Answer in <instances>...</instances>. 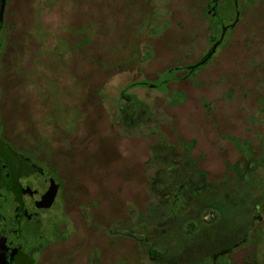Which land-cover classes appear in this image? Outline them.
<instances>
[{"label": "rangeland", "instance_id": "obj_1", "mask_svg": "<svg viewBox=\"0 0 264 264\" xmlns=\"http://www.w3.org/2000/svg\"><path fill=\"white\" fill-rule=\"evenodd\" d=\"M11 5L5 30L10 38H0L8 42L0 111L16 140L24 143L28 136L31 147L49 151L58 165L61 190L58 198L57 191L46 198L51 208L43 215L53 217L54 225L70 218L68 225L77 226L60 234L68 240L63 246L71 247L64 264H156L148 254L152 247L174 264L210 258V252H191L220 222L205 223L215 211L207 203L219 197L208 187L185 199L183 213L169 223L173 228L162 232L168 237L175 231L172 243L146 248L122 223H129L131 208L144 211L147 189L163 195L175 188L160 171L145 167L148 145L157 140L172 143L174 153L191 150L206 181L234 177V165L250 160L264 178V111L258 112L264 109V0L243 10L227 31L228 17H215L222 34L218 38L217 28L213 38L220 45L213 44L206 62L212 43L206 0ZM198 63L203 64L187 71ZM127 95H134L132 106L122 99ZM242 225L238 238L249 241L229 255L232 264H264V223L255 230ZM45 228L50 229L47 221Z\"/></svg>", "mask_w": 264, "mask_h": 264}, {"label": "flooded vegetation", "instance_id": "obj_2", "mask_svg": "<svg viewBox=\"0 0 264 264\" xmlns=\"http://www.w3.org/2000/svg\"><path fill=\"white\" fill-rule=\"evenodd\" d=\"M12 1L13 0H0V38H6L8 41L10 34H7L5 30L7 25H9L8 16L10 11H12ZM240 1L241 0H206L207 8H205V14L209 17V28L211 29L209 38H211L210 40H212V43L205 51V60L203 61L206 62L208 57L216 50V45L211 49L213 44L217 43V40L213 39L215 30L220 28L217 34L218 38L221 36L220 34H222L221 25L215 20V17H218L219 13L228 17L224 21L226 27L223 25V29L226 28L227 31L228 27L237 26L242 18V11L255 5L256 0H248V2L246 0ZM236 6L240 7L238 12L239 17L238 20L233 23L237 19L238 7ZM219 7H221L220 11ZM207 12L209 14H207ZM227 20L230 22H226ZM217 44L220 45V43ZM7 45L8 42L5 44L0 42V87L2 85V62ZM259 108L258 112L264 111L263 108ZM262 118L264 119V117ZM48 152L49 151L46 152L43 148L31 147L28 136L24 143L20 140H16L15 137L6 130L3 116L0 111V264H51L50 258H55L54 261H51L55 262V264H64V261L71 256V254H69L71 247L63 246L64 243L68 244L67 237H61L60 234L65 227L76 230L77 226L75 222L68 225L71 219L67 218L66 223H56V225H54L55 219L53 217L47 219L43 215L48 208H51L45 207L47 206V202L45 201L46 198L50 196L49 194L53 188H56V198H58V194L61 190L60 182H62L58 173V165L55 164ZM248 162H252L253 166L249 165ZM257 165L256 162L251 160L243 165L238 163L234 165V167L237 168V170H241L242 173L248 170L246 176L250 182V187L248 189V192L250 191V196L248 197V206L244 207L247 208L246 213L240 210L241 205H239V198L217 197L216 200H214L217 204H213L214 206H210V208L209 206L207 207V209H213L216 212H211L210 217L205 222L206 224L215 223L220 219V222L210 229L206 237L200 241L199 246L196 248V251L203 252L205 256L208 254L206 252L212 254L210 255L208 264H232L229 255L236 247L249 241V238H244V241H241L240 237L238 238L240 231L243 229L242 224L247 222V228L250 227L252 228L251 230H255L257 224L261 225V223H264V190L262 191L260 189L261 184L264 182V178L255 174V171L259 168ZM159 166L160 165H157V169H159ZM257 193L261 195V200H256ZM56 198L55 201L57 200ZM167 198H170V196H167ZM184 199L190 201L191 196H185ZM223 200L230 201V204L223 205ZM223 208L231 209V214L224 212ZM240 217H242V219ZM46 221L50 225V229L45 228ZM171 222L172 221L167 222V228H163L161 232H169V229L173 228L171 226L172 224H169ZM189 223L191 222L189 221ZM124 225L127 224L122 223V226ZM124 227L132 232L127 226ZM51 229H53L52 232ZM105 231L106 229L103 228V232ZM109 231L104 233L105 236H107L106 239H110V235H108ZM161 232H159L157 239H155L151 245L157 244L161 246L165 244V241L169 240L172 243L175 240V231L170 230L168 237L163 236L160 240ZM52 233L56 234L55 239H53ZM68 237H70V235H68ZM139 241L142 245L144 244L142 240ZM55 243L58 244L59 247L52 250V245ZM148 252L150 258L153 259L156 264L176 263L175 261L161 260L163 254L157 248L152 247ZM88 255L90 254L88 253ZM207 257H209V255H207ZM181 264L191 263L182 260ZM200 264L207 263L205 261Z\"/></svg>", "mask_w": 264, "mask_h": 264}, {"label": "trees", "instance_id": "obj_3", "mask_svg": "<svg viewBox=\"0 0 264 264\" xmlns=\"http://www.w3.org/2000/svg\"><path fill=\"white\" fill-rule=\"evenodd\" d=\"M201 64L203 63H198V65L196 66H189L187 71L192 70L193 72L194 69ZM181 68L183 69V67ZM122 99L128 100L127 104L130 105L132 100H134V95H127L124 97L122 96ZM119 112L122 115V111L120 110ZM142 124L146 125L148 123L145 121ZM173 147L174 145L172 143L164 142V140H157L155 144L149 143L148 149L150 156L148 161H146L145 163L147 171L153 168L154 172L160 171L161 174H164L163 176H167L166 181L168 183H171L175 187L173 191H171V193H165L161 195L162 193H151L147 189L149 199L145 201L146 208L144 209V211H139L136 208L134 210L132 208L129 210L132 211L130 212L131 218L130 220H128L129 223H127V226L131 229L132 232L139 234L131 235L135 236V238L138 240H142L144 245H146V248H148L152 244V242L157 239L159 232H161V230L166 227L167 222H175L176 218L180 217V215L183 213L182 208L185 207L186 203L184 196L193 195L198 191L200 193L207 187L209 189L208 191L213 195H219V197L227 198H239L241 212H247V208L244 207L248 206V197L250 196V191L248 192L250 182L248 181V178L246 176V172H248V170L243 173L241 172V170H237L234 177L224 176L217 182L206 181L205 179L207 172L197 167V160L194 156H192L191 150H189L185 146L183 148V153L180 154L176 153V151L174 153L175 149ZM163 148L165 150L164 152L159 151V149L162 150ZM171 151L173 152V154L171 153ZM177 155L180 157V159L177 158ZM157 165H160L159 169H157ZM179 181L181 183L175 185ZM204 187L205 189L203 190ZM185 192L188 194H186ZM167 195L170 196V198H167ZM207 204H212L211 206H214L213 204L217 203L214 201L213 203L209 202ZM222 204H230V201L223 200ZM223 211L227 214H231V209L223 208ZM132 212L137 216L134 217ZM240 218L242 219V217ZM119 224L121 223H118L117 225ZM193 227L194 223H189L188 230H192ZM162 235L163 234L161 232L160 240L163 237ZM193 251L196 252V250H192L191 252ZM197 252H199L201 257L205 256L203 252ZM195 258H199V256L197 255L195 256ZM208 259L210 258L204 259L203 262ZM198 261L195 260L191 264H200L201 261Z\"/></svg>", "mask_w": 264, "mask_h": 264}, {"label": "water", "instance_id": "obj_4", "mask_svg": "<svg viewBox=\"0 0 264 264\" xmlns=\"http://www.w3.org/2000/svg\"><path fill=\"white\" fill-rule=\"evenodd\" d=\"M195 66H196V65H195ZM51 193H52V194H55V193H56V188H53V190L51 191ZM51 193H50V194H51ZM50 194H49V195H50Z\"/></svg>", "mask_w": 264, "mask_h": 264}]
</instances>
